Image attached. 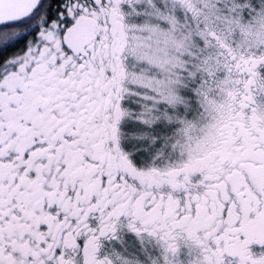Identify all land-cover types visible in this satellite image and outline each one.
I'll use <instances>...</instances> for the list:
<instances>
[{"label": "snow or ice", "instance_id": "1", "mask_svg": "<svg viewBox=\"0 0 264 264\" xmlns=\"http://www.w3.org/2000/svg\"><path fill=\"white\" fill-rule=\"evenodd\" d=\"M0 264H264V0H0Z\"/></svg>", "mask_w": 264, "mask_h": 264}]
</instances>
